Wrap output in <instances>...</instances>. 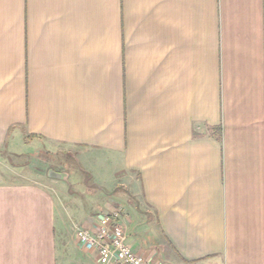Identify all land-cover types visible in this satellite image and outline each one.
I'll return each instance as SVG.
<instances>
[{"label": "crops", "instance_id": "obj_1", "mask_svg": "<svg viewBox=\"0 0 264 264\" xmlns=\"http://www.w3.org/2000/svg\"><path fill=\"white\" fill-rule=\"evenodd\" d=\"M62 146L94 207L14 162ZM118 208L155 264H264V0H0V264H106L69 220Z\"/></svg>", "mask_w": 264, "mask_h": 264}, {"label": "rangeland", "instance_id": "obj_2", "mask_svg": "<svg viewBox=\"0 0 264 264\" xmlns=\"http://www.w3.org/2000/svg\"><path fill=\"white\" fill-rule=\"evenodd\" d=\"M56 148V147H54ZM60 148V147H59ZM63 146L60 150L57 151H49L46 154H43L42 157L35 159L33 161L32 158L28 159L27 157L22 158V160H15L14 162H21L24 165V171L26 180H29L28 176L29 173H33V170L36 171L37 163L40 162L39 170L43 171V174L47 175V172H50V170L57 171V172H64L66 173L65 179H59V183L62 184L61 186H64V192L67 193L68 199L70 200L69 204L72 208V205H78L76 208L79 210L84 206L86 209L94 207L95 201L97 199H94V188L92 186L93 179L88 176V173H91L90 168L86 164H82L81 167L77 164V162L74 160V158L71 157L73 155L72 153H66L62 150ZM3 155L7 157L8 159H11L12 157L5 151L2 150ZM10 157V158H9ZM33 162H36L33 165ZM49 176V173H48ZM50 177V176H49ZM84 185V186H83ZM115 193V192H114ZM122 194H125L123 192ZM109 192H105L104 197L108 198L110 197ZM126 197L133 202V199L130 194H125ZM102 199V198H101ZM135 204V202H133ZM103 208V207H102ZM139 211L145 212L148 209V206L145 204H139L138 206ZM76 209V210H77ZM100 211V210H97ZM95 211V212H97ZM77 218H73L72 220H69V228L72 236H76L77 229L76 224L72 221H77ZM79 222V221H77ZM78 226H81L78 224ZM71 240V239H69Z\"/></svg>", "mask_w": 264, "mask_h": 264}, {"label": "built area", "instance_id": "obj_3", "mask_svg": "<svg viewBox=\"0 0 264 264\" xmlns=\"http://www.w3.org/2000/svg\"><path fill=\"white\" fill-rule=\"evenodd\" d=\"M123 215L122 208L103 213L97 218L95 230L76 225L79 243L84 249L96 252L106 264H155L131 246Z\"/></svg>", "mask_w": 264, "mask_h": 264}, {"label": "water", "instance_id": "obj_4", "mask_svg": "<svg viewBox=\"0 0 264 264\" xmlns=\"http://www.w3.org/2000/svg\"><path fill=\"white\" fill-rule=\"evenodd\" d=\"M49 176L54 177V178H59V179H65L66 173L50 170Z\"/></svg>", "mask_w": 264, "mask_h": 264}]
</instances>
